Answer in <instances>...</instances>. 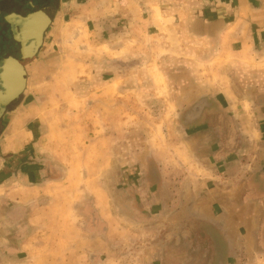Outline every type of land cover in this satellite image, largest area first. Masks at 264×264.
I'll return each instance as SVG.
<instances>
[{
	"label": "crops",
	"instance_id": "0c3cea01",
	"mask_svg": "<svg viewBox=\"0 0 264 264\" xmlns=\"http://www.w3.org/2000/svg\"><path fill=\"white\" fill-rule=\"evenodd\" d=\"M119 2L109 0L104 4L92 1V7L99 16L95 20H92L93 14L89 17L85 11L82 12L88 16L87 25L101 23L107 29V36L99 44L106 42L110 57L116 58L117 53L112 50L125 34L126 53L123 57L127 60L139 59L134 58L133 50L149 41L148 34L142 37L148 27V16L144 14L143 5L124 4L121 8ZM211 11L215 12L214 19H208ZM211 11L207 10V18L200 15L190 17L189 13L184 26L168 28L171 32L168 46H173V49L162 54L165 60L175 62V66L167 72H187V76L195 78V72L199 71L194 64V49L200 44L205 55L200 60L210 65L202 72H211L210 75L220 72L219 86L203 90L192 87L189 93L193 97L185 101L190 105L181 116L183 132L191 141L193 151L198 153L203 148L208 155H195L196 164L200 167L192 160L193 156L189 163L183 165L188 171V178L182 185L186 189V192L182 190L184 202L171 219L175 230L169 238L175 248L170 259L172 264H264V0H225ZM120 29L126 32L121 35ZM174 33L175 36L172 35ZM216 52L219 53L213 56ZM170 54L172 56H168ZM138 55L146 57V53L142 54L140 50ZM180 58L187 59L185 68H180ZM91 59L94 60V56ZM107 87L100 89L99 86L93 90L107 91L106 96H97L100 104L93 108L98 109L104 102L105 106H109L107 109H111L107 99H116V94L120 97L121 93L126 104L128 90H121L120 85L119 88L118 85ZM82 89L60 85L48 90L54 94L49 96L51 98L56 94H66L65 97L70 98L71 93H84ZM114 104L113 114L101 119L116 125V101ZM38 117L34 119H41L42 114ZM191 119L195 122H188ZM5 123L0 135V264H21L20 259L15 262V256L19 258L21 253H25L27 262L34 247V238L53 235L52 210L56 204H68L67 188L64 189V186L70 182L74 162L60 153L63 138H55L53 132L49 134L51 145L47 146L49 151L46 152L50 155L41 154L39 147H42L43 137L37 139L35 134L34 138L29 135L25 140L29 150H22V145L15 150V112L6 116ZM189 155L185 156L186 161ZM29 156L33 159L32 167L23 163ZM149 158L146 155L143 160L139 159V164H136L139 171L131 170L133 166L123 169L127 186L123 192L128 195L125 198L108 196L107 202H104L110 204L109 209H113V213L108 215V227L99 214H96L97 219L92 220L94 223L89 222L92 214L98 211L93 203H74L82 205L76 213L84 218L82 222L76 221L75 232L72 228L69 230L67 216H60V247L66 251L62 260L65 264H71L68 257L70 236H95L93 243L102 238L103 242H108V249L115 250L116 243L129 237V233L116 228L122 214L127 215L135 225L149 221L156 230L163 226L160 222L164 220L159 216L164 214L165 205L180 193L167 196L169 190L164 181V170L157 160ZM81 169L97 174L101 172L99 165L94 166L89 160L81 165ZM109 169L110 166L106 172L117 171ZM54 171L58 177H52ZM136 172L141 180H145V189L151 194L147 200L143 199L141 190L136 186L140 180L132 184V174ZM77 183L75 186L79 187ZM87 189L91 190L98 205L104 204V196H100L94 182L88 184ZM15 191L20 195L16 196ZM149 203L153 206L152 212L148 211ZM88 204L91 207L87 208ZM63 210H66L65 207ZM139 211H145L143 214L146 217H139ZM195 221L202 223L195 226ZM23 237L27 239L20 244ZM220 244L223 249L218 250ZM152 253V264H166L164 256H155L159 255L158 250ZM79 257L76 256V263L80 262ZM103 262L105 260L99 257L93 260L94 264Z\"/></svg>",
	"mask_w": 264,
	"mask_h": 264
},
{
	"label": "rangeland",
	"instance_id": "374dc122",
	"mask_svg": "<svg viewBox=\"0 0 264 264\" xmlns=\"http://www.w3.org/2000/svg\"><path fill=\"white\" fill-rule=\"evenodd\" d=\"M92 1L104 2V4L109 2V0H69L63 7L52 29L45 53L30 69L28 89L15 108V150L21 145L22 150H29L25 140L30 137L29 135L34 138L35 134L37 139L43 137L42 147H39L41 154L50 155L46 152L49 148L47 146L51 145L49 134L53 132L55 138L61 136L63 138L62 148L59 146L60 153L67 155L74 162L70 182L64 186V189L67 188L68 204L67 206L56 204L52 210L53 235L49 237L41 235L34 238V247L29 253V260L25 262L27 255L21 253L19 258L15 257V262L20 259L21 264H65L62 260L65 259L66 251L60 247V216H67L69 230L72 228L75 232L76 221L82 222L84 218L76 213L82 205L74 203H93L98 213H93L89 222L94 223L92 220L97 219L96 214H99L105 226L108 227V215L113 213V209L111 207L109 209L110 204L104 202H107L108 196L125 198L128 195L126 193L125 196L123 192L127 186L122 171L131 166H133L131 170L139 171L140 168L136 164H139V159L143 160L148 155L149 160H157L164 170V181L169 190L167 196L170 197L173 194L177 196V192L180 193L165 205L164 214L159 216L164 220L160 222L163 226L156 230L149 221L135 225L127 215L122 214L120 216L122 220L118 219L116 228L129 233V237L123 238V242L116 243L115 250L108 249L107 239L103 242V239L99 238L93 243L96 240L95 236L83 237L79 234L80 236L77 237H69L68 257L71 264H94L93 260L96 257L105 260L103 264H152L150 262L153 260L152 251L158 250L159 255L155 254V256L159 258L162 255L165 257L163 260L166 264H172L170 257L175 246L169 235L175 229L171 219L184 202L182 190L186 192V189L182 185L188 178V171L183 165L189 163L192 156L196 164L198 162L195 155H208V152H203V148L198 153L193 151L191 141L183 132L181 116L185 108L190 105L185 101L193 97V94L189 93L190 88L203 90L202 88L219 86L220 72H212L213 75H210L211 72H202L210 65L200 60L205 56L200 44H197L194 49V56H196L194 64L199 71L195 72V78L187 76V72H167L175 66V62L170 59L165 60L162 54H165V50L173 49V46H168V38H171L168 28L171 30L180 25L184 26L189 13L190 17L200 15L207 18L208 12L216 10L225 0H120L118 5L121 8L124 4L138 7L143 5V11H146L144 14L149 20L147 30H144L142 35L144 38L148 34L149 41L141 47L136 46L133 55L134 58L139 59L133 60L123 57L126 52L124 53L123 42L125 34L122 35V33L126 30H119L122 37L115 44V50H112L113 53H117L116 58L108 55L106 42L99 44L101 43L99 41L107 36V29L101 23L87 25L88 16L93 14L92 20L99 18L92 7ZM189 9L190 12H188ZM82 11H85L88 16L83 15ZM214 14L215 12L211 11L208 19H214ZM172 35L175 36V33ZM182 48L186 50L185 46ZM139 50L142 54L146 53V57L140 58ZM218 53L216 52L213 56ZM88 55L89 59L85 60ZM91 56H94V60ZM67 57L68 60H66ZM186 63V58H180L181 69L186 67ZM60 85H69L72 88L83 87L84 93H71L70 98H66V94L49 97L54 94H50L48 89ZM114 85H118V88L120 85L123 91L128 90L126 94L129 97L126 99V104H124V94L121 93L120 97L116 94V99H107L112 106L111 109H107L109 106H105L104 102L102 105L105 107L100 105L98 109L93 108L100 104L97 96L104 97L107 94V91L93 92V90L99 86H101L100 89L104 87L107 89V86ZM115 101V116L118 122L113 125L110 121L104 122L101 118L113 114ZM40 114H42L41 119H34ZM63 130L68 131L63 132ZM20 140L23 142H19ZM188 154L190 155L186 161L185 156ZM88 160L94 166L99 165L101 171L99 174L82 171L81 165ZM31 162L33 159L29 156L23 163H27L26 167L28 165L32 167ZM41 162L44 164L43 160ZM76 164L77 167H75ZM40 165L37 166L40 167ZM109 166V170L117 171L106 172ZM139 176L137 172L132 174V184L140 180L136 186L141 190L143 199L147 200L151 194L145 189V180H141ZM52 177H58V173L54 171ZM76 182L79 187L75 186ZM91 182L98 186L97 191L100 192V196H104L102 202L104 204L98 205L99 202L94 199L91 190L88 191L87 187ZM15 195L20 194L15 191ZM89 205L86 207H91ZM148 207V211L152 212L151 203ZM143 212L145 211H139V217H146ZM26 239L27 237L21 238L20 244ZM70 241H72L71 245ZM76 256H80L79 263L75 262Z\"/></svg>",
	"mask_w": 264,
	"mask_h": 264
},
{
	"label": "flooded vegetation",
	"instance_id": "af4514ba",
	"mask_svg": "<svg viewBox=\"0 0 264 264\" xmlns=\"http://www.w3.org/2000/svg\"><path fill=\"white\" fill-rule=\"evenodd\" d=\"M66 3L67 0H0V134L6 126V116L15 112L27 91L30 69L45 53L52 29ZM23 72L26 88L15 99ZM195 222V226L202 223ZM220 246L218 250L223 249Z\"/></svg>",
	"mask_w": 264,
	"mask_h": 264
},
{
	"label": "water",
	"instance_id": "95a60500",
	"mask_svg": "<svg viewBox=\"0 0 264 264\" xmlns=\"http://www.w3.org/2000/svg\"><path fill=\"white\" fill-rule=\"evenodd\" d=\"M25 88H26V75L23 72L21 86L19 90L15 93V99H17L19 96L23 94V92L25 91Z\"/></svg>",
	"mask_w": 264,
	"mask_h": 264
}]
</instances>
